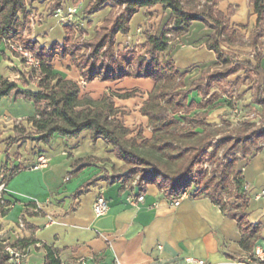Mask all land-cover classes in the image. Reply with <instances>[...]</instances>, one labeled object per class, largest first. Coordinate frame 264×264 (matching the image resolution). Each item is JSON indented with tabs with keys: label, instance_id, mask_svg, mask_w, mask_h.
I'll use <instances>...</instances> for the list:
<instances>
[{
	"label": "crops",
	"instance_id": "crops-1",
	"mask_svg": "<svg viewBox=\"0 0 264 264\" xmlns=\"http://www.w3.org/2000/svg\"><path fill=\"white\" fill-rule=\"evenodd\" d=\"M75 2L80 7L75 16L78 19L90 0H63L64 4ZM52 4L54 0H33L27 10L29 24L24 29L25 36L46 47L62 42L66 36V25L48 8ZM218 7L228 14L233 26L248 25L242 29L245 43H223V47L238 56L242 51H255L249 38L256 27L257 15L250 0H220ZM112 10L109 5L86 16L82 26L87 36L96 35ZM171 16V10L161 4L142 8L132 17L129 33L117 34V48H123L129 40L145 43L148 32L161 34ZM210 31L203 22L197 21L187 33L170 40L168 54L175 65L181 70L190 69L185 78H198L203 69H213L217 55L206 44ZM261 41L264 67V31ZM254 57L246 59L254 60ZM53 64L66 78L80 82L82 99L100 100L105 93L113 92L116 107L140 114L148 124L149 118L141 114L140 109L155 86L153 79L125 77L102 81L96 78L87 82L70 56L55 58ZM28 72L22 57L0 42V78L28 89H39L38 80L23 86V73ZM244 75L240 72L242 80L229 86L227 93L218 90V100L191 109L206 115L211 125H219L222 120L233 122L230 118L233 109L223 98H232L238 93L241 99L250 96L249 107L259 108L263 113ZM236 78L232 75L228 80ZM126 91L134 94L130 97L116 94ZM189 100L200 103L203 96L194 90ZM134 102L136 106L132 107ZM246 106L238 107L243 111L249 109L248 103ZM245 111L243 118L251 117L252 113ZM35 114L32 100L15 94L0 100V183H5L3 193L11 201L8 210L0 213V241L12 245L20 239L35 240L26 250L21 248L27 251L24 264H44L45 243L61 248L66 264H115L116 261L121 264H196L189 262L188 257L222 264L248 255L255 247L264 248V195L256 196L264 189V135L254 137L251 151L240 158L237 167L242 171L248 192L246 212L252 222L260 225L254 244L246 246L237 219L224 212L209 196L189 195L179 205H173V199L155 183H149L142 190L133 182L134 174L124 175L125 162L116 156L113 146L103 137L93 140L88 129L74 137L57 134L49 142L26 137L21 129L31 130L28 118ZM127 117L124 122L129 126ZM18 136L19 139L11 141ZM41 156H46L48 163L34 167ZM6 163L20 169L4 180L2 172L6 173ZM100 192L108 199L109 208L106 213L97 215L93 203ZM142 192L145 196L142 201L129 199Z\"/></svg>",
	"mask_w": 264,
	"mask_h": 264
},
{
	"label": "trees",
	"instance_id": "trees-1",
	"mask_svg": "<svg viewBox=\"0 0 264 264\" xmlns=\"http://www.w3.org/2000/svg\"><path fill=\"white\" fill-rule=\"evenodd\" d=\"M32 1L0 0V42L6 37L18 34L24 48L32 51L41 61L39 69H32L22 76L23 86L38 80L37 90L0 78V100L15 94L35 103L36 114L28 118L31 130L22 127L21 133L36 141L49 142L57 134L74 137L88 129L93 140L103 137L113 146L116 156L125 162L124 175H139L137 183L142 190L149 183H155L171 199L179 197L184 190L190 196L205 194L229 216L237 219L244 235L243 243L246 246L253 245L260 234V225L252 222L246 212L248 192L242 171L237 167L240 158L251 151L254 139L243 129L235 128L222 135L219 142H214V136L217 133L223 134V131L214 132L210 129L206 115L200 113L183 117L190 120V124H194L189 125L192 138L184 142L172 134L174 127L180 122L177 114L186 107H204L218 100V90L227 93L229 86L242 80L240 72L245 74L244 78L254 90V101L264 109V67L261 63L262 50L258 49L262 45L261 36L264 31V0H250L257 15L256 27L249 38L250 45L256 51L254 60L242 59L223 47V43H245L242 29L248 25L233 26L228 14L219 9L220 0H90L83 10L84 16L109 5L113 7L112 13L96 35L79 43L75 39L77 28L66 25L64 40L55 42L50 47L22 35L29 24L27 10ZM62 3L63 0H54L53 10ZM157 4L170 9L172 16L161 34L146 33L145 53H136L130 47L117 48L116 36L118 33H129L132 17L142 8ZM117 7L119 10L116 14ZM197 21L211 29L206 44L216 52L217 60L212 70L205 68L198 78L190 80L185 78L190 69H179L168 50L170 40L187 33ZM67 56H70L87 82L96 78L115 81L125 77L154 80L155 86L144 101L142 113L149 118L150 125H153L154 139L151 142L154 146L172 159H181L177 171L169 170L140 149L136 138L130 136L132 130L118 115L123 111L115 106L113 94L106 93L100 100L81 98L80 82L66 78L54 67L55 58ZM232 75L237 76L235 81L228 80ZM194 90L203 96L202 102L189 100V94ZM116 94L130 97L134 93L126 91ZM258 135H264V128ZM227 142L231 145L227 148L225 157H220L219 150ZM236 147L242 149L243 154L240 157L227 158L228 152ZM204 162H213L217 167L209 171L201 166ZM5 169L4 180H7L20 167H11L6 163ZM10 204L11 201L2 192L0 213L4 214ZM33 242L35 240L20 239L11 246L17 250L25 247L26 250ZM44 247V264H66L61 248L46 243ZM10 258L11 253L0 241V264H14Z\"/></svg>",
	"mask_w": 264,
	"mask_h": 264
},
{
	"label": "rangeland",
	"instance_id": "rangeland-1",
	"mask_svg": "<svg viewBox=\"0 0 264 264\" xmlns=\"http://www.w3.org/2000/svg\"><path fill=\"white\" fill-rule=\"evenodd\" d=\"M75 4H77L75 2ZM53 5V4H52ZM49 6L48 8H50L53 11V6ZM119 9L116 10V12H118ZM115 12V13H116ZM86 16H84V13H81V15L79 16L78 19H75L66 25H73L77 28V31L75 32V39L79 41V43L84 42L86 39H90L92 37L87 36L88 32L87 30L82 26V22L85 20ZM139 41V40H137ZM134 41L129 40V43L124 44V47H130L133 48L134 51L136 53H145V43L144 42H139V43H133ZM144 43V44H143ZM248 43V40H247ZM121 47V46H120ZM262 45H261V49H262ZM254 50L252 49L251 51H242V55L240 57L242 58H246V57H251L252 54H254ZM135 92V91H134ZM106 94V93H105ZM111 94H113V92H111ZM250 95V94H248ZM125 97V96H124ZM191 97V96H190ZM192 98V97H191ZM243 98V97H242ZM250 99V96L248 97H244V99L240 98V95L237 93H234V96L232 98H223V101H225L227 103H229V105L232 107V112L230 113V118L234 119L232 120L233 122H228L227 120L225 121H221V124L219 125H211L210 124V129H212L214 132H217V130H221L223 131V134H216L213 138L214 142H219L220 137L222 135H226L229 132H231V130L235 129V128H241L244 129V132L249 135L251 137V139L253 140L254 137L257 139L259 137V131H261L264 126V112L262 113V111H260V109H256V108H251L250 103L248 102ZM246 101V102H245ZM238 102H240V106L243 107V109L246 106V103H248V107L249 109H245L248 110V112H251L252 115L251 117L248 118H243V116H246V112L245 110H240V108L238 107ZM136 106L135 102L134 104H132V107ZM143 106V105H142ZM235 108H238L237 111H235ZM123 113H119V117H122L123 120H125L126 116H128L127 118L129 119V126L131 127L130 129H132V132L130 134V136L135 137L137 142L140 144V149L146 153V154H150L152 157L156 158L159 162H161L164 166H166L169 170L175 172L179 169V166L181 165V159L177 158V159H172L170 157H168L165 152L160 151L159 149H157L154 144L151 142V139H154V130H153V125H150V123L148 122L145 123L142 120V116L138 113H127L126 110H122ZM204 112V111H203ZM246 114H243V113ZM140 113L142 114V107L140 109ZM195 113L194 109H191L189 107H186L180 114H177V117L179 119V123L174 127L173 129V137H179L181 138L182 141L186 142L188 141L190 138L193 137L192 133H191V129H189V125H194V124H190V120L188 119H184V116L187 117H191L193 114ZM243 119H245L244 122ZM255 119V121H254ZM259 121H261V123H258ZM244 135V134H242ZM13 139H11L12 141ZM255 143V141H254ZM253 144V142H252ZM231 144L229 142L222 144V147L219 150V156L220 157H225V153L228 151V147ZM17 153V152H16ZM18 154V153H17ZM242 149H240L239 147H236L235 149L231 150L228 152L227 154V158L230 157H240L242 155ZM225 159V158H224ZM201 166L204 169H207L209 171H212L214 169H216V164L213 162H204L201 164ZM4 167V166H3ZM6 170V169H5ZM6 245V244H5ZM27 257V256H26ZM26 257L24 258L23 264L26 261Z\"/></svg>",
	"mask_w": 264,
	"mask_h": 264
},
{
	"label": "built area",
	"instance_id": "built-area-1",
	"mask_svg": "<svg viewBox=\"0 0 264 264\" xmlns=\"http://www.w3.org/2000/svg\"><path fill=\"white\" fill-rule=\"evenodd\" d=\"M79 5L75 3L71 4H64L62 3L56 9L54 10L53 14L59 19V21L62 24H69L74 19L77 13L79 12ZM22 35H25V32H22ZM3 42L9 47L12 51L17 53L22 59L24 60L26 66L29 68V71L32 69H39L41 65V61L34 55V53L26 48H24L23 44L18 38V34L11 35L9 37H6L3 39ZM261 50V47L258 48ZM256 53V51L254 52ZM253 55V54H252ZM84 82V80L82 79ZM258 123H261L259 121ZM264 126V123H263ZM48 163V158L46 156H41L39 158L38 163L34 164V167H39L42 165H46ZM2 175L5 176V172H2ZM133 182L137 183L139 175L134 174L133 175ZM5 187V183H0V198L2 197V192ZM264 195V189H262L259 193H257L256 196L260 197ZM189 196L188 191L184 190L181 195L177 198H174L172 200L173 205H179L185 197ZM144 193H140L135 197L130 196L129 199L133 200L135 202H140L144 199ZM3 201V200H2ZM109 208V201L104 196L102 192H100L94 203H93V209L97 215L104 214L108 211ZM5 249L8 250L11 253V261L14 264H23L24 258L27 256V251L25 250H17L13 248L11 245L6 244ZM189 262L196 263V264H210L202 259H197L195 257H188L187 258ZM115 264H121L119 261H116ZM222 264H264V248L262 247H255L253 251H251L248 255L244 257H238L229 259Z\"/></svg>",
	"mask_w": 264,
	"mask_h": 264
}]
</instances>
